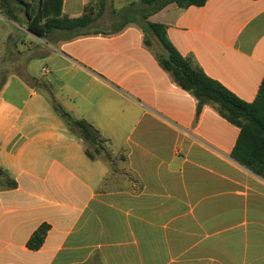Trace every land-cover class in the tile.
Listing matches in <instances>:
<instances>
[{"label":"crops","instance_id":"obj_1","mask_svg":"<svg viewBox=\"0 0 264 264\" xmlns=\"http://www.w3.org/2000/svg\"><path fill=\"white\" fill-rule=\"evenodd\" d=\"M87 7L82 34L27 33L47 58L40 76L110 160H89L53 109L0 103V167L16 182L0 185V264H264V179L231 157L240 130L211 106L197 111L147 26H166L182 57L251 103L264 78V0L170 4L146 20L141 0L62 1L69 18Z\"/></svg>","mask_w":264,"mask_h":264},{"label":"trees","instance_id":"obj_2","mask_svg":"<svg viewBox=\"0 0 264 264\" xmlns=\"http://www.w3.org/2000/svg\"><path fill=\"white\" fill-rule=\"evenodd\" d=\"M63 0H0V10L4 15L20 26L25 25L27 32L49 41L50 35L57 31L82 34L93 22V12L86 8L79 18H69L62 13ZM208 0H141L144 7L143 19L163 10L170 4L186 9L191 6L201 7ZM16 9L23 11L26 20L23 25ZM163 49L157 56L160 66L183 90L191 93L197 100V111L204 105L211 106L227 122L239 128V136L232 150L231 157L257 176L264 179V78L255 100L251 103L237 98L218 82L207 77L190 58L182 57L167 37L166 26L147 23ZM65 122L68 130L90 147L85 148V155L91 161L102 155L110 160L103 147L104 140L84 119H76L59 107L53 108ZM4 178V179H3ZM0 185L15 188L16 182L0 167ZM49 230L48 225H41L29 239L30 250H38Z\"/></svg>","mask_w":264,"mask_h":264},{"label":"rangeland","instance_id":"obj_3","mask_svg":"<svg viewBox=\"0 0 264 264\" xmlns=\"http://www.w3.org/2000/svg\"><path fill=\"white\" fill-rule=\"evenodd\" d=\"M15 12L24 25L23 11L16 9ZM38 45L42 46L28 35L25 25L9 20L0 10V103L16 107L43 106L49 110L56 106L65 111L66 106L57 96L59 84L55 80L49 84L47 80L51 76H40L47 58L39 54Z\"/></svg>","mask_w":264,"mask_h":264},{"label":"built area","instance_id":"obj_4","mask_svg":"<svg viewBox=\"0 0 264 264\" xmlns=\"http://www.w3.org/2000/svg\"><path fill=\"white\" fill-rule=\"evenodd\" d=\"M42 72H43V73H47V69H46V68H43V69H42Z\"/></svg>","mask_w":264,"mask_h":264}]
</instances>
